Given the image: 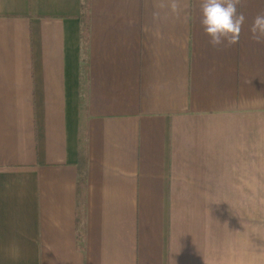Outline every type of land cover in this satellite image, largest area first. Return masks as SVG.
Here are the masks:
<instances>
[{
	"label": "crops",
	"instance_id": "obj_1",
	"mask_svg": "<svg viewBox=\"0 0 264 264\" xmlns=\"http://www.w3.org/2000/svg\"><path fill=\"white\" fill-rule=\"evenodd\" d=\"M176 2L0 0V264H264V0Z\"/></svg>",
	"mask_w": 264,
	"mask_h": 264
},
{
	"label": "clouds",
	"instance_id": "obj_2",
	"mask_svg": "<svg viewBox=\"0 0 264 264\" xmlns=\"http://www.w3.org/2000/svg\"><path fill=\"white\" fill-rule=\"evenodd\" d=\"M241 5L242 0H201L200 24L213 48L231 47L239 42L246 20L244 13L238 9ZM169 7L173 13H178L176 0H171ZM249 31L252 41L264 43V11L253 17ZM13 258H18V253Z\"/></svg>",
	"mask_w": 264,
	"mask_h": 264
},
{
	"label": "trees",
	"instance_id": "obj_3",
	"mask_svg": "<svg viewBox=\"0 0 264 264\" xmlns=\"http://www.w3.org/2000/svg\"><path fill=\"white\" fill-rule=\"evenodd\" d=\"M87 3H88V0H87ZM83 6L85 7V9L87 8L86 4H84ZM83 184H84V182H83Z\"/></svg>",
	"mask_w": 264,
	"mask_h": 264
}]
</instances>
